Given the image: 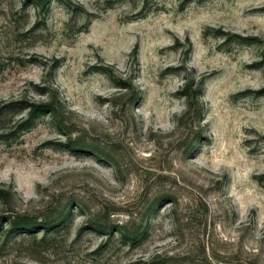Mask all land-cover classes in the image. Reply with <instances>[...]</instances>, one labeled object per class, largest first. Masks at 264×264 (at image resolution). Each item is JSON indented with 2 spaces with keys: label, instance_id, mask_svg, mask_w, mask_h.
Here are the masks:
<instances>
[{
  "label": "rangeland",
  "instance_id": "obj_1",
  "mask_svg": "<svg viewBox=\"0 0 264 264\" xmlns=\"http://www.w3.org/2000/svg\"><path fill=\"white\" fill-rule=\"evenodd\" d=\"M0 264H264V0H0Z\"/></svg>",
  "mask_w": 264,
  "mask_h": 264
},
{
  "label": "trees",
  "instance_id": "obj_2",
  "mask_svg": "<svg viewBox=\"0 0 264 264\" xmlns=\"http://www.w3.org/2000/svg\"><path fill=\"white\" fill-rule=\"evenodd\" d=\"M43 107H45V106H43ZM37 109H39V108H41L40 106L39 107H36ZM34 112H35V110H34Z\"/></svg>",
  "mask_w": 264,
  "mask_h": 264
}]
</instances>
